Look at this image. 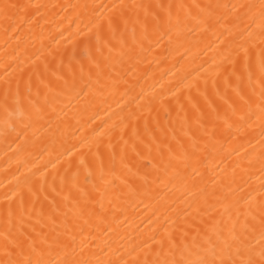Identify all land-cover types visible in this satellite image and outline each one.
Listing matches in <instances>:
<instances>
[{
  "label": "bare ground",
  "instance_id": "6f19581e",
  "mask_svg": "<svg viewBox=\"0 0 264 264\" xmlns=\"http://www.w3.org/2000/svg\"><path fill=\"white\" fill-rule=\"evenodd\" d=\"M259 2L0 0V5L28 6L10 9L7 20L0 16V203L5 192L31 183L39 200L25 194L29 210L33 203L36 209L30 219L26 217L28 228L34 226L50 240L59 232L69 259L73 248L79 252L83 237H88L86 254L108 244L128 258L126 249L153 234L162 237L166 228L172 231L175 210L202 201L205 192L219 194L233 168L237 181L243 183L244 176L258 187V165L246 175L236 166L247 167L246 153H259L264 127L255 117L242 122L232 116L229 105L235 97L225 93L222 77L217 76L232 39L227 30L235 32V16L244 10L230 13L206 31L182 28L179 36L173 33L171 42L159 39L151 20L146 33L136 25L133 34L129 24L126 46L117 44L111 54L105 48L102 56L96 50V32L97 24H102L104 39H111L107 18L119 15L120 9H112L118 4ZM102 5L108 7H98ZM89 48L94 61L86 55ZM29 81L31 100L42 109L40 115L26 107L6 124L5 92L12 104L17 82L27 96ZM101 160L107 185L99 179ZM76 181L86 191L94 184L101 191L107 189L103 197L93 193L88 205L94 213L91 218L73 214ZM57 205L60 213L53 224L48 213ZM41 206L45 215L37 223ZM3 229L0 216V233ZM180 235L176 232L174 238L179 241ZM58 252L53 248L49 258L63 259L64 253Z\"/></svg>",
  "mask_w": 264,
  "mask_h": 264
},
{
  "label": "snow or ice",
  "instance_id": "6c2138e0",
  "mask_svg": "<svg viewBox=\"0 0 264 264\" xmlns=\"http://www.w3.org/2000/svg\"><path fill=\"white\" fill-rule=\"evenodd\" d=\"M17 7L28 6L5 3L0 5V16L5 20L9 19L10 9ZM112 9H120V12L118 16L107 18V29L111 39H104L103 25L97 24L96 50L101 56L105 48L111 54L117 44L121 47L126 46L124 35L129 24L133 25V34L136 25L146 33L148 22L151 20L153 31L159 35V39L163 40L167 37L171 42L173 33L179 36L182 28H188L189 31L196 29L206 31L213 23L227 19L230 13L244 10L235 16L237 21L234 25L235 32L232 29L227 30L232 39L228 40L223 59L217 66V76L222 77L225 93L231 92L235 97L233 103L229 105L232 116H238L242 122L251 121L255 117L264 127V0H260L259 4L233 5L132 3L113 5ZM7 31L6 28L5 32ZM113 40L116 44L112 43ZM86 55L89 60L96 59L90 48L86 51ZM215 86L214 80L213 87ZM27 93V96L21 93L20 84L17 82L13 102L9 104V93L5 92L3 111L6 124L17 113L22 115L26 107L30 112L34 110L37 116L40 115L42 109L31 100L30 81ZM261 135L264 137V131ZM110 147L114 146L110 145ZM193 148H195L194 143ZM115 155V152L111 153L113 160ZM245 157L247 167H242L240 164L236 167L241 168L246 175L258 165L261 175L258 187L248 184L244 176L240 177L243 183L237 181L236 168H233L232 176L227 178L226 183L221 184L219 194L215 191L205 192L202 201L189 203L182 211L175 210L177 218L171 220L172 231L166 228L162 237L158 238L153 234L142 240L140 244L126 249L128 258H125V252L112 249L108 244L97 245L98 252L92 251L86 254L85 249L89 246L88 237H83L79 252L77 253L73 248L72 258L69 259L68 245L61 241L59 232L50 240L48 236L36 232L34 226L31 228L26 226V217L30 219L36 209L33 203L29 210L25 194L37 201L39 195L38 190L31 183L25 182L23 187L18 186L11 192H5L3 202L0 203V216L3 217L4 224L3 232L0 233V264H264V139L261 140L258 154L246 153ZM123 160L122 150V163ZM98 169L100 181L107 185L109 182L105 179L103 160L100 161ZM88 175L92 173L89 172ZM243 185H247L248 190ZM72 188L78 194L74 201V216L83 218L87 214L91 218L94 213L88 205L93 203V193L98 192L103 197L107 189L101 191L94 184L91 191H86L79 186L78 181L72 184ZM52 190L55 191V188ZM64 199L67 200L68 197ZM101 208H103L102 204ZM59 213V206L53 207L48 213V220L54 224L55 215ZM44 215V208L41 206L37 212V223ZM97 219L103 222L101 217ZM84 223L88 224V220H84ZM193 229L194 234H191ZM176 232L181 234L179 241L174 238ZM81 235H83L82 227ZM70 239L75 241V236H70ZM53 248L64 253V258L50 259ZM193 256L195 259L192 258Z\"/></svg>",
  "mask_w": 264,
  "mask_h": 264
}]
</instances>
